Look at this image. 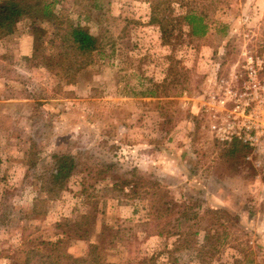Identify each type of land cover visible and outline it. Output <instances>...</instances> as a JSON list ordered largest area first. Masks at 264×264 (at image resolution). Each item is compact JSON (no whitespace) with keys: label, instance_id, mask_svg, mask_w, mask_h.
I'll list each match as a JSON object with an SVG mask.
<instances>
[{"label":"rangeland","instance_id":"374dc122","mask_svg":"<svg viewBox=\"0 0 264 264\" xmlns=\"http://www.w3.org/2000/svg\"><path fill=\"white\" fill-rule=\"evenodd\" d=\"M191 9L205 15V35L179 21ZM56 11L102 46L67 84L60 68L29 61L30 21L0 38V264H22L25 250L62 236L57 223L95 212L96 233L110 228V261L136 264L138 250L165 242L182 248L171 264H264V176L245 147L216 138L200 111L244 52L264 58V0H58ZM33 141L78 162L44 216L30 212ZM154 200L167 204L158 210L165 216L148 226ZM157 230L167 236H149ZM87 246L67 245L81 255Z\"/></svg>","mask_w":264,"mask_h":264},{"label":"trees","instance_id":"16d2710c","mask_svg":"<svg viewBox=\"0 0 264 264\" xmlns=\"http://www.w3.org/2000/svg\"><path fill=\"white\" fill-rule=\"evenodd\" d=\"M57 2L58 0H0V38L14 34L23 20L30 21L34 52L29 61L36 62V66L39 67L44 66L48 71L60 68L58 74L65 76L67 84H71L76 73L91 63L93 54L100 50L102 44L88 27L71 19H63L56 11ZM153 20L164 30V21H159L157 16H154ZM204 20L205 15L198 16L193 9L184 17H179L180 22H185L191 28L193 36L206 34L207 25L203 24ZM175 21L171 20L172 26H176ZM197 22L201 23L199 29ZM50 151L43 142L33 141L27 154L28 171L36 174L38 183V195L30 209L32 216H44L48 213L54 200L67 188L78 167L75 154ZM126 184L133 186L134 194L141 189L138 184L131 181ZM159 193H163L160 187L156 190V194ZM153 198L154 195L152 200ZM161 205L166 207L167 204L157 200L150 202L152 213L148 226H152L155 220L165 216L158 211ZM3 211L0 212V220L4 219L5 222L7 215ZM182 213L180 211L178 214ZM96 225V212L57 223L55 228L63 231L62 236L56 241H39L38 246L25 250L22 264H122L108 259L104 236L110 228L102 226L99 234L96 233ZM149 236L163 238L167 233L164 230H157L155 234ZM74 240L88 242L84 255L69 252L67 245ZM181 249L175 247L170 250L169 243L163 242L159 250L152 253L145 252L146 249L138 250L131 258L136 264H171L170 257Z\"/></svg>","mask_w":264,"mask_h":264},{"label":"built area","instance_id":"2783aa9c","mask_svg":"<svg viewBox=\"0 0 264 264\" xmlns=\"http://www.w3.org/2000/svg\"><path fill=\"white\" fill-rule=\"evenodd\" d=\"M243 56L230 79L221 81V89L201 101L200 111L216 138L245 147L246 160L264 176V58Z\"/></svg>","mask_w":264,"mask_h":264},{"label":"crops","instance_id":"0c3cea01","mask_svg":"<svg viewBox=\"0 0 264 264\" xmlns=\"http://www.w3.org/2000/svg\"><path fill=\"white\" fill-rule=\"evenodd\" d=\"M24 55H25V56H28V55H29V53H24Z\"/></svg>","mask_w":264,"mask_h":264}]
</instances>
